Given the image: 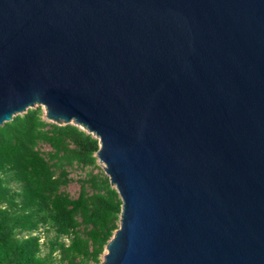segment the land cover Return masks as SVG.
<instances>
[{"label":"water","instance_id":"1","mask_svg":"<svg viewBox=\"0 0 264 264\" xmlns=\"http://www.w3.org/2000/svg\"><path fill=\"white\" fill-rule=\"evenodd\" d=\"M39 105L99 139V264H264V0H0V125Z\"/></svg>","mask_w":264,"mask_h":264},{"label":"trees","instance_id":"2","mask_svg":"<svg viewBox=\"0 0 264 264\" xmlns=\"http://www.w3.org/2000/svg\"><path fill=\"white\" fill-rule=\"evenodd\" d=\"M99 147L80 126L43 118L40 105L0 125V264L101 262L120 225L117 189L104 174L82 180L77 197L63 189L70 168L99 167Z\"/></svg>","mask_w":264,"mask_h":264},{"label":"rangeland","instance_id":"3","mask_svg":"<svg viewBox=\"0 0 264 264\" xmlns=\"http://www.w3.org/2000/svg\"><path fill=\"white\" fill-rule=\"evenodd\" d=\"M42 110H43V118H45L48 121H51L46 117V109L44 106H42ZM41 149L43 151L47 152V151L51 150V147L48 144H41ZM97 163H98L99 167L81 168V167L75 166L73 168H70V177L72 178V181L63 189L65 191L69 192L73 197H77L79 195V192H80L82 180L90 178L91 175H93V174L94 175L95 174L107 175L105 173L104 164L99 162V161ZM39 232L42 235V241H44L47 237L46 232L43 231V228H41ZM53 234H54V232L50 233V235H53ZM104 253H105V251H104ZM104 253L101 255V261L104 260Z\"/></svg>","mask_w":264,"mask_h":264}]
</instances>
